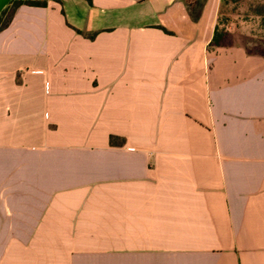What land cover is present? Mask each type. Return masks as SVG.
Listing matches in <instances>:
<instances>
[{
  "label": "crops",
  "instance_id": "crops-1",
  "mask_svg": "<svg viewBox=\"0 0 264 264\" xmlns=\"http://www.w3.org/2000/svg\"><path fill=\"white\" fill-rule=\"evenodd\" d=\"M220 0H47L0 31V264H264V55Z\"/></svg>",
  "mask_w": 264,
  "mask_h": 264
},
{
  "label": "rangeland",
  "instance_id": "rangeland-1",
  "mask_svg": "<svg viewBox=\"0 0 264 264\" xmlns=\"http://www.w3.org/2000/svg\"><path fill=\"white\" fill-rule=\"evenodd\" d=\"M12 4L5 8L6 13ZM216 23L228 33L232 45L264 53V0H220Z\"/></svg>",
  "mask_w": 264,
  "mask_h": 264
},
{
  "label": "trees",
  "instance_id": "trees-1",
  "mask_svg": "<svg viewBox=\"0 0 264 264\" xmlns=\"http://www.w3.org/2000/svg\"><path fill=\"white\" fill-rule=\"evenodd\" d=\"M185 4L187 6V9L190 13V15L194 19H198L202 13L203 10V2H200V0H184ZM13 3L10 10L8 13H6V7L10 4ZM47 3V0H11L9 1L3 9L0 11V31L6 27L16 8L21 5V4H28V5H45ZM6 13V14H5ZM233 43L228 37V33L224 30H221L219 28V25L216 23L214 34L212 37V40L210 42V45L212 46H231ZM249 53H253L252 51L248 50ZM260 54L264 55L263 52Z\"/></svg>",
  "mask_w": 264,
  "mask_h": 264
},
{
  "label": "water",
  "instance_id": "water-1",
  "mask_svg": "<svg viewBox=\"0 0 264 264\" xmlns=\"http://www.w3.org/2000/svg\"><path fill=\"white\" fill-rule=\"evenodd\" d=\"M11 0H0V11L3 9V7Z\"/></svg>",
  "mask_w": 264,
  "mask_h": 264
}]
</instances>
